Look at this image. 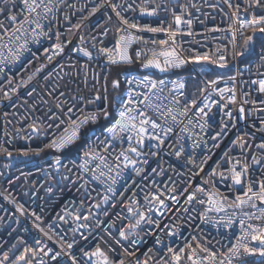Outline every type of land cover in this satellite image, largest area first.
Listing matches in <instances>:
<instances>
[{
	"label": "built area",
	"instance_id": "2783aa9c",
	"mask_svg": "<svg viewBox=\"0 0 264 264\" xmlns=\"http://www.w3.org/2000/svg\"><path fill=\"white\" fill-rule=\"evenodd\" d=\"M11 2L15 3L14 8L10 7ZM229 2L231 8L225 0H148L147 3L145 0H44L53 10L41 19L43 27L33 33L31 29L35 25L25 24L28 31L13 34L19 24L6 18L11 13L18 21L22 20V4L20 0H9L8 3L0 0V21L4 22L0 27V36L3 37L0 39V258L5 252L9 253L5 264H12L21 254L25 255V261L19 264H26L27 260H32L33 264H38L39 260L46 264H72L69 256L63 253L55 261L50 259L51 254L60 252L61 245L65 252H71L78 264H89L85 252H93L97 246L111 259H123L125 264H135L137 257L142 262L147 259L148 264H164L165 261L174 264L173 253L168 252V248L176 253L184 248L179 264H191L187 259L190 249L185 244L195 247L199 243L222 258L242 235L241 219L245 221L246 229L249 223L264 226V217L249 220L245 215L255 213L260 216L259 209L264 205L258 201L256 209L248 205L232 206L236 196L243 195L244 189L230 190L232 181L228 171L230 162H247L252 174L246 178L247 182L259 177L264 167V161L259 165L251 164L253 155H264V150L256 147L264 143V111L259 110L264 109V94L259 93L258 85L251 84L252 80L264 79V34H254L247 52L240 58L244 36L253 33L241 30L244 32L241 36L237 31L236 46L233 47L232 32L239 29V21L233 12H237L239 4L237 15L241 20H248L253 10L245 11V0ZM157 4H161L157 15L140 14L141 7L150 10ZM181 5H187L183 18L192 19L193 34H177V52L189 59L194 54L207 53L210 59L217 61L220 55H224L226 67L191 60L166 72L142 66L143 60L151 55L150 49L159 50V45H153L152 41L166 40L168 36L164 32L127 28L121 24L116 12L130 23L141 26L159 27L163 22V27L167 28L171 23L175 28L172 13L179 14ZM37 11L43 15V8ZM255 12L264 14L260 9ZM117 28L148 41L146 45L137 42L129 48L132 63L112 64L99 52L101 47L114 48ZM182 29L187 31V26L182 25ZM57 43L63 45V51L53 55V46ZM80 47L91 52V59L77 51ZM137 51L144 54L140 60L136 59ZM48 56L52 59L49 60ZM118 65H135L137 72L124 75L121 99L111 123L102 131L84 135L82 147L73 155L62 154L68 147L60 151L47 148L54 135L68 124L67 117L56 109L55 104L59 101L53 96L64 92L65 96L60 100L67 99L71 104V98L75 96L78 108H84L86 113L99 111L105 107L103 99L97 102V107L96 104L86 105L80 97H95L96 89L103 97L109 71ZM38 68L41 69L39 72ZM214 72L227 74L209 79L207 76ZM146 78L156 81L157 88L149 91L150 86L136 83ZM129 80L133 82L129 84ZM213 80L217 81L214 88L209 87ZM160 81H164V85L161 86ZM174 82L176 85L183 83L184 87H174ZM221 88L230 91L221 94ZM231 90L235 92V103L229 99L233 94ZM129 91L133 93V104L122 105V101L129 99ZM144 94L149 99L140 103ZM127 107L143 109L160 125L155 130L146 125L148 134L143 146L138 145L133 137L131 146L141 152L140 156L128 152L127 134L113 138L107 132V128L119 119L118 111ZM240 107L245 109L243 119L240 118ZM201 108L203 112L199 111ZM54 113L61 117L63 124L49 118ZM77 115L82 118V114ZM56 124H60V128H56ZM33 125L39 128L38 132L32 131ZM164 128L171 130L164 132ZM152 134L164 142L149 139L148 135ZM237 137L241 140L238 141ZM241 142L245 144L243 149ZM85 152L104 157L112 171L109 172L99 160L88 161L89 170L81 168L87 159ZM121 152L135 160V165L125 167ZM116 157H120L119 161ZM222 174L228 179H223ZM94 175L96 179H93ZM254 187L258 190V184ZM197 188L206 192L215 190L226 196L224 211H206L210 207L207 195L196 192ZM192 193L206 203H197V199L186 202ZM157 201H163L164 205ZM140 213H144L151 223L145 220L136 228L130 227L136 224ZM77 216L79 220L74 219ZM229 219L233 224L225 227ZM121 230L127 239L120 237ZM170 231L176 235L169 236ZM37 240L42 243L37 244ZM248 242L259 247V241H251L249 237ZM68 243L73 244L70 250L66 247ZM42 247L45 251L52 249V253L45 256L39 251ZM132 252L135 256L126 254ZM196 252L200 256L206 255L199 249ZM262 262L264 257L242 252L233 260V264Z\"/></svg>",
	"mask_w": 264,
	"mask_h": 264
},
{
	"label": "snow or ice",
	"instance_id": "6c2138e0",
	"mask_svg": "<svg viewBox=\"0 0 264 264\" xmlns=\"http://www.w3.org/2000/svg\"><path fill=\"white\" fill-rule=\"evenodd\" d=\"M9 0H6V3H8ZM22 4V11L21 15L23 16L22 20H17V16L15 14H9L7 16V20L11 21L13 24H19L18 28L13 29V34L19 32L23 34L24 32L28 31V29L24 28L25 24H34L35 27L31 29L33 33L36 32V29L42 28L43 25L40 23L41 19H45L47 17V14L52 12V7L50 4H45L44 0H20ZM148 0H145V3H147ZM175 2V0H173ZM225 3L229 4V7L231 8L232 5L229 2V0H225ZM245 3L247 5L245 11L248 9H252V15L251 19L248 20H241L239 16L237 15V12L239 11L240 5L237 4V12H233V16L239 21V29H236L232 32V44L233 47L236 46V32L239 31L241 36H244V32L241 30H247L253 35L244 36V45L245 49L247 50V46L250 44L251 41L254 39V34L261 33L264 34V14H257L255 12L256 9H260L262 12H264V0H245ZM15 3L11 2L10 7H15ZM164 7H167L165 4ZM191 7L195 8V4H191ZM43 8V15H41L40 12L37 10ZM161 8V4H157L155 7L151 8L150 10L146 7L140 8V14L142 16L147 15L149 17L157 15L158 9ZM113 10H116V6L113 7ZM187 10V5H181L180 6V13L177 14L176 12L172 13L173 16V22L175 24V28H173L172 24H168L167 28L163 27V22H161V26L159 27H151L149 25H143L136 22H129L128 19H125L120 16L119 12H116L117 17L120 19L121 24L126 25L127 28L136 29L137 31L146 30L153 33L158 32H164L168 36V39H160V40H153V45H159V50H157L155 47L150 49V56H147L146 59L143 60L142 66L144 68H156L159 69L161 72L169 71L173 68H180L186 63L190 62H201L206 61L208 63H217L219 67L224 68L226 67V57L224 55H220L217 60L210 59L209 55L207 53L203 55L194 54L193 57L186 58L182 56L180 53L177 52V43L175 37L177 34H185V35H192V27H193V21L192 19H184V13ZM2 11V9H0ZM95 11V9L93 10ZM34 14V15H33ZM29 17H32L31 19ZM4 22L0 21V27H3ZM182 25L187 26V31H183ZM218 29H212V31H217ZM120 33H126V34H120ZM6 34V33H5ZM43 33H41L42 35ZM19 39V37H16ZM36 37H34L35 39ZM0 39H3L2 36H0ZM11 39V37H10ZM169 41H171V44L169 45ZM137 42H143L145 45L148 43L147 40H143L142 37L136 36L132 34L131 32H127L126 29L117 28V38L114 48L111 47H101L99 49V52L104 55L109 63L116 64V63H132V59L129 55V48ZM167 46V47H166ZM21 48H24V45H20ZM54 52L53 55L59 54L63 51V45L61 43H57L54 46ZM48 49H45V52H47ZM80 53L83 54V56L88 57L91 59V52L88 51L86 48L80 47L77 49ZM144 55L141 51L136 52V59L140 60L141 56ZM161 57H163V60L161 61ZM48 59L51 60L52 56H48ZM264 59V57H262ZM2 70V69H0ZM41 69L38 68L37 72H39ZM234 79V78H233ZM129 84H131L133 81L129 80ZM137 84H143L145 87H149V91L152 89L157 88V82L152 81L149 79H145L144 81H136ZM217 81L213 80L209 82V87L214 88ZM159 84L162 86L164 85V81H160ZM252 85H258V91L259 93L264 94V79L259 80H252ZM174 87L183 88V83H180L179 85H176L174 82ZM112 88L116 89L119 88V82L116 80L112 81ZM105 95L102 97L99 94V89H96L97 95L95 97H80V100L83 101L86 105H93L96 104L97 107L98 101L105 102V107L99 111L95 112H85L84 108H78L77 107V98L73 96L72 103L69 104L67 99L60 100V97H64L65 93L60 92L59 96H53L54 100H57L55 104L56 109L60 110L65 117L68 119V124L66 127L63 128V130L59 133L54 135V138L51 140L50 143L46 145L47 148L55 149L56 151H60L62 149H65L71 145H73L78 139H80V133L81 129L84 128V126L91 123H96L101 115H103L104 119H108L109 112L107 108V89L105 88ZM230 91L229 88H221L219 89V92L223 94L224 92ZM233 91L232 96L229 98L230 102L235 103L236 102V96L235 92ZM8 93H5V96H7ZM133 93L129 91L128 96L129 99L122 101V105H131L133 104V100L131 99ZM137 96L141 95V93H136ZM221 98L223 99V95H221ZM149 97L147 94H144V100L140 101V103H144L145 100H148ZM194 103V102H193ZM68 105L65 109V105ZM149 107H152V105H148ZM260 111H264V109H259ZM200 112H203V108L199 109ZM169 112H171V109H169ZM239 112L241 114L240 118H244L245 109L243 107L239 108ZM77 113L82 114L81 116H78ZM135 113V114H132ZM229 116H231V113H228ZM119 119L115 121V123L107 128V132L113 137L116 138L117 136H120L121 134H127V140L129 143L128 152H131L135 154L136 156H140L141 152L136 148L132 147V140L133 137L136 139V143L140 146H143L144 139L146 135L148 134V128L146 125H150L151 129L155 130L157 128H160V125L157 124L155 121L151 120L145 111L143 109H137L132 107L122 108L118 111ZM75 117V118H73ZM139 117V122L137 123V118ZM50 119L54 120H60V124H63L64 121L61 119L59 115H56L55 113L49 117ZM175 119V117H173ZM60 124H56V128H60ZM262 126H264V121H262ZM49 127H53V125H49ZM170 128H164V132L170 131ZM33 132H38L39 128L35 125L32 126ZM148 138L151 140H159V142L162 144L164 141L160 139L157 135L152 134L148 135ZM237 140H241L240 137H237ZM233 143H236L234 141ZM156 145H153L155 147ZM241 149L245 147V144L243 142L240 143ZM250 147V146H249ZM257 148L264 150V143H260L256 145ZM8 155L10 156L11 153L9 152ZM155 155V153H153ZM177 156L180 155L179 152L176 153ZM85 156L87 159L85 160V163L81 165V168L85 170L87 169L88 161L90 160H99L101 164H103L105 167H108L109 172L112 171V166L105 163L104 157L100 156L98 153L92 154L91 152H85ZM120 156L123 157V160L125 162V167H127L129 164L135 165L136 161L130 159V157L125 153L121 152ZM117 161H119L120 157H116ZM264 161V155H253L251 159L252 165H259L261 162ZM57 163L59 161L57 160ZM146 163V161H145ZM100 165H97L99 167ZM118 166V165H117ZM239 168V170H238ZM250 165L245 162L243 164H231L228 169L230 173V178L232 181V185L230 186V190H235L237 187H242L244 189L243 195H237L235 198V201H233L232 206L234 207H241L244 205H248L253 209L257 208V201L259 204L264 205V167L261 168V175L259 177H255L253 179L247 180L246 178L252 175L249 172ZM93 172H95V169H90ZM140 171V170H137ZM155 171V169H153ZM104 173L101 172V175ZM213 175L215 174V170H213ZM97 177L94 175L93 179H96ZM223 179H228V177L223 176ZM115 183V181H113ZM258 184V190L254 187ZM111 191V189H109ZM196 192H203L207 195V203L210 205L206 209V211H217L221 212L224 211V204L223 201L227 200L226 196H223L222 193H219L218 191H211L206 192L203 188H197ZM107 197H105V200ZM153 200H157L156 197L152 198ZM172 199H176L175 197H172ZM194 199H197L195 196V193L189 194L187 196L186 202H191ZM162 206L164 205L163 201H157ZM197 203L205 204L206 201L202 199H197ZM18 211H23L22 208H18ZM132 210L129 209V212ZM149 211H152L150 208ZM260 216H255V213L248 214L245 213V215L248 216L249 220L255 218L257 220L264 217V208L259 209ZM74 219L79 220L80 217H75ZM84 219H87V217H84ZM201 219L203 220L204 217L201 216ZM151 223V220L146 218L144 213L139 214V219L136 221L135 225H131L130 227L136 228L141 224V221H145ZM240 227H241V233L242 235L237 237V243L233 244L229 249L227 253L223 254V257L220 258L216 255L215 252L210 251L207 247L202 246L201 244L197 243L195 247H192L190 244H185L186 248H189L190 251L187 254V259L191 262V264H233L234 258H239L241 255V252L246 255H258L260 257H264V226H254L252 224L247 225V229L244 227L245 221L241 219L239 221ZM233 224V221L229 219L225 227H231ZM76 227H81V225H76ZM157 227H159V222H157ZM250 230V231H249ZM169 236L176 235L174 232H169ZM120 237L122 239H127L126 233L121 230L120 231ZM250 237L251 241H259V247L252 246L248 242V238ZM50 238V237H49ZM37 244H41L42 242L37 240ZM133 244L136 243V241H132ZM160 241L157 239V244L159 245ZM67 249H72L73 244L68 243L66 245ZM196 249H199L200 252L205 253L206 255L200 256L197 254ZM27 252L28 249H25ZM35 251V250H34ZM39 251L44 252L45 256H49L50 253H52V249H45L42 247L39 249ZM109 251H114V249L109 248ZM149 252L152 251V249L148 250ZM168 252L173 253L172 260L174 264H179V261L181 260V255L184 254V248H180L179 253L174 252V250L169 247ZM68 255L69 258L72 261V264H78L76 258L71 254V252H65V248L63 245H61L60 252H55L54 254L50 255V259L55 261L58 257L61 256V254ZM129 256H135V252L132 253H126ZM144 255L147 257V253H144ZM85 256L88 258L89 264H125V260L121 259L119 261H115L111 259L99 246L96 247L95 251L93 252H85ZM95 258V259H94ZM9 260V253L5 252L3 257L0 258V264H5V261ZM20 261H25V255L21 254L19 255L15 261H12V264H19ZM26 264H33L32 260H27ZM38 264H46L45 261L39 260ZM135 264H148L147 259H145L143 262L137 257L135 260ZM164 264H167L165 261ZM264 264V262H262Z\"/></svg>",
	"mask_w": 264,
	"mask_h": 264
},
{
	"label": "trees",
	"instance_id": "16d2710c",
	"mask_svg": "<svg viewBox=\"0 0 264 264\" xmlns=\"http://www.w3.org/2000/svg\"><path fill=\"white\" fill-rule=\"evenodd\" d=\"M136 70V71H135ZM137 72L135 65H118L111 67L109 74L106 79V89H107V108L109 112L108 119H104L103 115H101L100 119L93 125H88L82 129L80 134V139H78L73 145L68 147L64 152L63 155H73L76 153L83 145V136L93 132V131H102L105 129L111 121L114 119L115 111L119 105L121 94L123 91V77L124 75ZM227 73L225 72H214L208 75L209 79L216 77V76H224ZM116 80L119 82V88L113 89L112 88V81Z\"/></svg>",
	"mask_w": 264,
	"mask_h": 264
},
{
	"label": "rangeland",
	"instance_id": "374dc122",
	"mask_svg": "<svg viewBox=\"0 0 264 264\" xmlns=\"http://www.w3.org/2000/svg\"><path fill=\"white\" fill-rule=\"evenodd\" d=\"M249 48V45L247 46V50ZM247 50L245 49V45H244V41L243 43L241 44V47H240V51H239V57H243L244 54L247 52Z\"/></svg>",
	"mask_w": 264,
	"mask_h": 264
}]
</instances>
